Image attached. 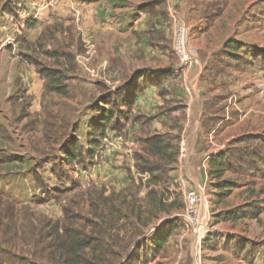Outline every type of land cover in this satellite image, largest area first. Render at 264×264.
<instances>
[{"label":"crops","instance_id":"1","mask_svg":"<svg viewBox=\"0 0 264 264\" xmlns=\"http://www.w3.org/2000/svg\"><path fill=\"white\" fill-rule=\"evenodd\" d=\"M209 1L0 0L2 109L16 116L23 112V122L44 111L47 85L56 88L53 121L46 120L49 115L46 121L43 114L37 116L47 128V134L42 132L45 142L55 139L63 159L74 163L68 182L78 180L79 185L70 191L73 199L67 205L61 199L47 204L54 220L46 215L35 223L30 208L29 217L26 210L20 215L19 225L13 206H0V264H123L119 251L124 243L143 264H264V242L243 237L235 225L258 220L264 198L263 206L231 202L216 211L207 201L202 212L209 216L208 230L201 239L178 226L184 207L179 201L183 203L187 189L199 185L218 198L234 200L232 195L244 188L241 180L249 177L255 183L254 169L238 163L223 175L235 186L220 196L222 190L208 174L210 158L244 149L264 167V134L243 125L252 113L264 115V109L237 106L239 97L264 92V39L247 43L240 17L227 22L223 11L210 20L204 5ZM178 25L185 26L188 43L197 49V61L182 70H175L171 44ZM114 108L128 110L118 117L111 115ZM101 114L108 118L103 127L97 122ZM5 126L0 123L3 141L11 139ZM231 126L232 134L226 132L230 137L220 139ZM157 142L165 149L157 150ZM80 151L84 158L75 160ZM17 161L23 159L0 158V163ZM84 161L90 164L86 170L82 167L87 163L80 164ZM131 186L133 197L126 196ZM81 198L84 206L79 208ZM147 200L154 217L145 226L140 219ZM4 208H11V214L4 217ZM123 215L131 216L142 233L130 239V225H118ZM110 216L117 219L110 221ZM164 231L169 235L159 250L142 243L147 235ZM16 240L29 247V254L3 258L10 250L2 242ZM83 240L88 244L78 250ZM53 244L60 249L56 255L50 253ZM243 244V250L238 248ZM62 248L67 253L60 256Z\"/></svg>","mask_w":264,"mask_h":264},{"label":"rangeland","instance_id":"2","mask_svg":"<svg viewBox=\"0 0 264 264\" xmlns=\"http://www.w3.org/2000/svg\"><path fill=\"white\" fill-rule=\"evenodd\" d=\"M204 5H206L209 9L210 20H213L216 15L220 12L222 13V11L225 12L227 22H232L234 19L240 17V20L242 22L243 40L245 38V41L247 43L254 41V44H256V41L263 42L264 34L262 32H264V0H210L208 4L204 3ZM247 31L248 33L245 34V32ZM249 33L252 34V37L248 35ZM189 46H192L196 49V47L191 43H189ZM49 87L50 86L47 85L48 90L45 89L43 96L44 111L40 114L30 116L29 119H24L23 122H21L23 112L18 113V116H16V113H11L10 111L2 109V105L0 103V123L3 122L7 125L5 127L7 128L11 136L10 140L3 141L0 139V158H4L5 156L10 155L19 156L23 159L22 162L17 161L0 163V201H2L0 202V206H13L12 211L13 213H16L15 219L19 225L22 222L20 215L22 217L25 214L26 210L27 217H29L28 214L31 213L30 208H32V210L34 209L33 216L35 223L39 222L37 220L39 217H46V215L49 216V219L54 220L55 213L47 207V204L52 201L58 202V199H61L63 201V205H67L68 202L73 199V195L72 193L70 194V191L72 189H78L76 187L79 186L78 180H75L72 183V181L68 182V179L66 178L68 172L74 170V163H67V161L63 159V153L59 151L61 150L60 144H58L55 139L47 140L46 143L45 140L47 136H45V133L42 135L43 131H46L47 134V128L43 126V122L48 115L49 117L46 118V120L53 121L52 116L54 111L56 110V100L59 99L57 94L54 93L52 89H49ZM253 92L255 91L253 90ZM245 96L244 98L240 99L239 97L237 99L239 100L237 102L238 108L245 111L261 110L262 108L264 109V92L258 95L249 93ZM116 99V96H114L113 100ZM5 105L8 106L9 104L5 103ZM116 109L117 111L115 110V108L113 109V111H111V115L118 114V117H120L128 110L122 109V111H118V108ZM41 114H43L44 120L42 116H37ZM249 116L250 118L247 119L246 123H243V125L245 126L246 124H248L249 127L256 129L258 135L264 134V115H261L259 113H252ZM88 125V127H90V123ZM233 128V126H231L230 128L228 127L227 131L222 134L223 136L221 135L220 139H224L225 136L228 139L230 136L226 132L232 134ZM63 150L64 148H62V151ZM80 153L78 154V157L75 158V160L81 161L82 158H84L81 151ZM43 159L45 162H43ZM36 163L41 165L42 168ZM43 163H45V167L43 166ZM85 163H87V166L82 165V170H86V168L90 166L89 162L86 161H84V163L81 162L80 164ZM263 172L264 167L262 168V166L259 165L257 168V172H254L256 178L254 179L255 183H252L250 181L252 179H250L249 177H246L245 180H241L240 184L244 188L242 189V191H240L242 193L236 191L235 194L232 195L234 197V200L227 197L223 199L218 198V195H216V193L214 195V193L208 192V189L207 191H205L204 187L206 199L207 193L209 195L207 199L209 206L213 211L221 208H226L227 206L231 205V202H233V205L237 204L238 206H240L245 205L248 201H251L253 202V204L258 203L260 206H263ZM59 174H62V177L56 181V176H59ZM226 178L231 179L233 177L227 175ZM135 192L136 190H134V188L131 186L127 189L128 195L126 196L133 197L130 194L136 195ZM74 193L76 194L77 192ZM82 199L83 198L78 199L77 203H79V208H81V206H84V200ZM136 202V205L141 208L144 205L138 199ZM148 202L149 200H147L146 212L145 214L141 215L140 219V224L145 223V226L146 224L148 225L151 218L154 217V212L150 211L151 208L148 206ZM179 205L184 206V201L183 203L182 201H179ZM3 210L4 211H2V213L4 217L8 214H11V208L10 210H7L6 208H4ZM119 211L120 214H123L122 208H120ZM7 212L8 214H6ZM122 217H124V215L121 216V220L118 222V225L121 224L122 229L128 227V224L130 225V230L127 229V232L130 231V239L133 235L137 236L136 234L142 233V230L138 228L135 229V227L132 225L135 220H129L131 219V216L124 218ZM113 218L117 219V216H110L109 220L111 221ZM211 221L213 222V219H211ZM180 224L182 225L181 222H178V226ZM235 225L236 229H238V231L242 233L241 235L243 237L255 242H264V213H261L259 215L258 220L242 219L237 221ZM154 234L156 235L155 232L147 235V237L142 240V243L151 244L152 246L155 237ZM130 239L127 240V242L130 241ZM138 239H140V237ZM2 245L6 246L10 250V252L6 251L9 252V256H4L3 258H11L14 253L19 256H24L26 254V251L27 254H29V247H24L22 242H20L19 240L10 241L9 244H4L2 242ZM128 248L129 247L125 243L121 244L119 256L120 258L122 257L123 260L125 259L123 264H143L139 263V260H136L135 257H132V248H129L130 250L127 251ZM53 251L54 247L53 249H51V252ZM42 253L45 254V252H41L39 254ZM126 257H128L129 259L131 258V260L126 259ZM34 264L39 263L35 261Z\"/></svg>","mask_w":264,"mask_h":264},{"label":"built area","instance_id":"3","mask_svg":"<svg viewBox=\"0 0 264 264\" xmlns=\"http://www.w3.org/2000/svg\"><path fill=\"white\" fill-rule=\"evenodd\" d=\"M187 32L184 25H178L172 38V51L177 60L175 70L187 69L197 61V51L189 46ZM184 207L178 214L182 225L190 232L196 234L200 239L208 230V215L203 214V206L207 204L203 186L187 189L183 193ZM152 231V230H150Z\"/></svg>","mask_w":264,"mask_h":264},{"label":"trees","instance_id":"4","mask_svg":"<svg viewBox=\"0 0 264 264\" xmlns=\"http://www.w3.org/2000/svg\"><path fill=\"white\" fill-rule=\"evenodd\" d=\"M49 89H52L53 91L56 90V88H52V87H49ZM104 117H105L104 114H101L99 116V118L97 119V122H99L102 127L106 123L105 121H107V119H108L107 117H105V118ZM162 143L163 142H157L155 144V148L157 150L165 149V145H162ZM246 151L247 150H244V149H236V151L231 150V152L228 155H226L225 153H219L215 157H212L209 159V161H208V168H209L208 174L213 180H215V182H216L215 186L222 190V193L220 194V196L227 195L230 192V189H232L235 186L234 182L227 180V179H223V175L225 174V171H227L229 169H235L236 165L238 163L243 164L245 162V163H247V165H250L251 169H254V171L257 172V168L259 166L258 165V159L255 158V159L251 160L249 158V154ZM8 159H9V157L6 158V160H8ZM140 169L152 171L153 168H151V167L142 168L141 167ZM156 205H158V207L162 210L165 208V206L161 202H159V204H156ZM156 205H155V207H156ZM241 215H245V213L242 212L240 214V216ZM218 216H220V214H218ZM220 217H223L224 219H237L238 215L234 214V215H230V216H220ZM168 235H169L168 231L162 232L159 236L155 235L156 237L153 240L152 250L153 251L159 250V248L166 241ZM87 244H88V242L83 240L79 243L77 249L78 250L83 249L84 245H87ZM51 247H53V246H51ZM69 247L74 248L72 243L69 244ZM238 248L243 250L245 248V244H243L242 246H240ZM63 250H64V248H62L60 256H63L64 253H67V252H63ZM250 251H251V249H249L246 254H249ZM59 252H60V249H59L58 245H54V251L50 252V253H51V255L52 254L56 255Z\"/></svg>","mask_w":264,"mask_h":264}]
</instances>
